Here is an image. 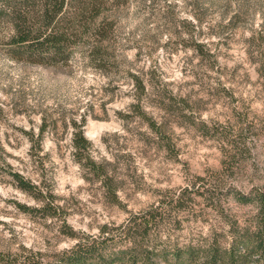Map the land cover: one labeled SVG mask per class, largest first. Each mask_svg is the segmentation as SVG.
I'll list each match as a JSON object with an SVG mask.
<instances>
[{
    "label": "rangeland",
    "instance_id": "obj_1",
    "mask_svg": "<svg viewBox=\"0 0 264 264\" xmlns=\"http://www.w3.org/2000/svg\"><path fill=\"white\" fill-rule=\"evenodd\" d=\"M237 1L126 0L103 64L79 46L68 62L12 61L0 25V264L54 263L79 241L129 264L143 215L154 264L254 227L240 197L264 192V0ZM79 129L106 186L74 161Z\"/></svg>",
    "mask_w": 264,
    "mask_h": 264
},
{
    "label": "trees",
    "instance_id": "obj_2",
    "mask_svg": "<svg viewBox=\"0 0 264 264\" xmlns=\"http://www.w3.org/2000/svg\"><path fill=\"white\" fill-rule=\"evenodd\" d=\"M243 1V0H242ZM126 0H0V25L6 29L5 45L7 55L15 62L40 65L68 62L75 46L86 51L92 62L107 63L111 60V35L114 31L116 11ZM198 4L203 5L199 0ZM237 2H241L238 0ZM235 11L226 25H231L238 17ZM200 23L201 17H198ZM203 44L198 43L196 50ZM136 84L144 94L149 93L138 77ZM77 129L80 127H76ZM42 129V131H44ZM74 161L86 174L101 180L104 186L111 181L106 164L96 162L91 154L92 144L85 138L82 130L72 133ZM21 190L32 192L39 189L28 185L22 177L15 175ZM115 195V189H107ZM41 193V191L39 190ZM245 203L256 207L255 225L235 233L228 249L220 250L216 245L207 244L198 249L184 252L178 249L173 257L179 264H191L195 256L203 254L207 264H264V192L255 195H242ZM41 202V199L37 198ZM42 204L40 211H45ZM51 215V214H49ZM129 229L130 248L121 251L129 264H154L148 260L145 241L151 221L143 215L136 217ZM95 241H79L60 260L54 263L27 261L25 264H113L96 253Z\"/></svg>",
    "mask_w": 264,
    "mask_h": 264
}]
</instances>
